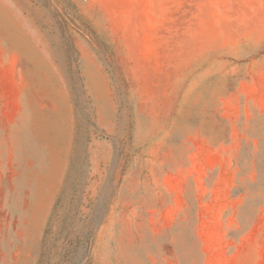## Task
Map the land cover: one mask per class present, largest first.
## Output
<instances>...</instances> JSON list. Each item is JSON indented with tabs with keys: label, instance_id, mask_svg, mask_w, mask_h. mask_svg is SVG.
Masks as SVG:
<instances>
[{
	"label": "rangeland",
	"instance_id": "374dc122",
	"mask_svg": "<svg viewBox=\"0 0 264 264\" xmlns=\"http://www.w3.org/2000/svg\"><path fill=\"white\" fill-rule=\"evenodd\" d=\"M263 191L264 0H0V264H203Z\"/></svg>",
	"mask_w": 264,
	"mask_h": 264
},
{
	"label": "crops",
	"instance_id": "0c3cea01",
	"mask_svg": "<svg viewBox=\"0 0 264 264\" xmlns=\"http://www.w3.org/2000/svg\"><path fill=\"white\" fill-rule=\"evenodd\" d=\"M258 224H264L260 217L236 239L233 248L205 252L203 264H264V228L257 227Z\"/></svg>",
	"mask_w": 264,
	"mask_h": 264
},
{
	"label": "trees",
	"instance_id": "16d2710c",
	"mask_svg": "<svg viewBox=\"0 0 264 264\" xmlns=\"http://www.w3.org/2000/svg\"><path fill=\"white\" fill-rule=\"evenodd\" d=\"M246 190V187H237V188H235V190H234V193H236V194H239V193H241V192H243V191H245ZM262 194H264V191L263 192H261V195ZM258 201L260 200V203H262V202H264V199H261V197L259 196L258 197V199H257Z\"/></svg>",
	"mask_w": 264,
	"mask_h": 264
}]
</instances>
